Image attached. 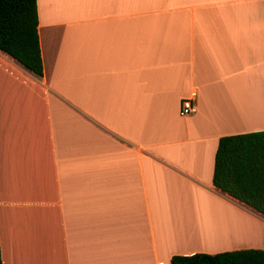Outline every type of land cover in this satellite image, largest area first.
Segmentation results:
<instances>
[{
  "label": "crops",
  "instance_id": "obj_1",
  "mask_svg": "<svg viewBox=\"0 0 264 264\" xmlns=\"http://www.w3.org/2000/svg\"><path fill=\"white\" fill-rule=\"evenodd\" d=\"M35 8L42 76L0 52L1 264L254 249L211 177L220 137L264 130V0Z\"/></svg>",
  "mask_w": 264,
  "mask_h": 264
},
{
  "label": "trees",
  "instance_id": "obj_2",
  "mask_svg": "<svg viewBox=\"0 0 264 264\" xmlns=\"http://www.w3.org/2000/svg\"><path fill=\"white\" fill-rule=\"evenodd\" d=\"M0 52L35 77L42 76L35 0H0ZM211 184L264 216V130L218 139ZM169 264H264V250L174 255Z\"/></svg>",
  "mask_w": 264,
  "mask_h": 264
},
{
  "label": "rangeland",
  "instance_id": "obj_3",
  "mask_svg": "<svg viewBox=\"0 0 264 264\" xmlns=\"http://www.w3.org/2000/svg\"><path fill=\"white\" fill-rule=\"evenodd\" d=\"M264 104V103H263ZM264 122V119H262ZM255 222L242 221L243 226L236 231H239L236 234V240L239 243H249L250 246L254 249H263L264 250V218L260 215L256 216ZM242 229V230H241ZM241 230V231H240Z\"/></svg>",
  "mask_w": 264,
  "mask_h": 264
},
{
  "label": "built area",
  "instance_id": "obj_4",
  "mask_svg": "<svg viewBox=\"0 0 264 264\" xmlns=\"http://www.w3.org/2000/svg\"><path fill=\"white\" fill-rule=\"evenodd\" d=\"M195 107L192 102V98L184 99L180 102L179 109H178V115L180 117L189 116L192 113H194Z\"/></svg>",
  "mask_w": 264,
  "mask_h": 264
}]
</instances>
